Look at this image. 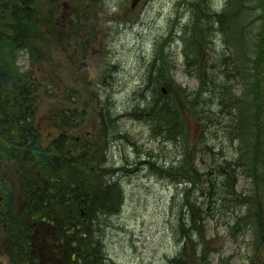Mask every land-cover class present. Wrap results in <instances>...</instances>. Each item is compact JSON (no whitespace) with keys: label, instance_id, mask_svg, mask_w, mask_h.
I'll list each match as a JSON object with an SVG mask.
<instances>
[{"label":"rangeland","instance_id":"rangeland-1","mask_svg":"<svg viewBox=\"0 0 264 264\" xmlns=\"http://www.w3.org/2000/svg\"><path fill=\"white\" fill-rule=\"evenodd\" d=\"M192 1L195 5L187 9L183 0H142L132 10L131 0H65L56 2L53 8L46 7L44 0L42 17L48 25L44 33L47 32L49 37L44 36L41 40L40 65L31 67L30 55L24 50L11 57L2 53V61H10L20 72L32 71V76L38 80L41 96L37 100L35 121H38L44 139L43 146L47 145L51 134L57 133L45 119L48 121L57 109L67 106L61 103L67 91L75 93L74 101L68 105L72 115L75 111L80 114L72 124V132L75 137H91L88 142L93 146H101L98 132L103 123L99 114L111 108L114 128L118 132L106 143V159L102 160V167L114 170L107 180L121 182L125 199L116 214L95 215L96 228L93 227L96 239L102 240L107 264H172L183 248L178 217L189 210L183 202L185 195L191 192L192 200L198 197L204 205L202 210H206L208 197L205 189L213 175L211 172L217 175L225 170L226 161L238 159L249 137L248 129L242 128L232 138L230 116L217 104L208 107L212 109L213 117L218 118L215 123H210L215 132L207 136L201 134V130L207 127L190 119L186 147L181 144L182 138L177 142L170 141L155 134L151 123L131 116L138 101L137 92L146 84L148 88L145 82L150 63L155 57V61L157 57L162 61L159 50L167 46L166 52L168 45L170 54L166 59L172 68L168 73L172 82L164 84L166 91L175 95L178 86L189 91L203 86L204 78L197 76L195 61L186 60L184 37L189 36V31L205 45L202 54L209 59L206 66L217 68L225 54H236L235 46L245 42L247 49L254 51L257 39L253 36L264 27V18L257 19L259 9H251L246 15L241 12L233 14L226 33L212 18L213 8L218 10L229 0ZM59 6H65L67 10ZM260 8L263 12L264 8ZM194 14L203 19L202 28L199 20L197 23L194 20ZM72 19L80 21V25L74 24ZM52 37L56 40L50 45ZM48 47H51L49 52ZM192 52L195 50L189 53ZM42 58L44 71L41 70ZM241 68L246 72L245 61ZM199 72L209 73L205 70ZM214 72L216 79L223 82L226 74L219 69ZM231 76L233 81L226 79L225 86L231 84L238 96L246 99L244 81L237 79V74L231 73ZM242 105L251 109L248 103ZM41 123H44V130ZM239 135L244 136L236 139ZM202 140L207 143L202 144ZM208 146L215 149V154ZM191 149L198 156L191 160L187 155V159L198 168L200 178L197 180L202 183L196 189L191 176L183 178L189 175L185 153ZM234 167L237 196L253 197L256 178L245 174L236 163ZM190 207L200 209L199 205ZM210 207L213 212H224L225 217L222 221L208 220L206 231L212 253L207 264H264V237L259 233L262 230L264 234V225L259 226L250 217L249 206L227 203L220 209L212 204ZM83 214H86L84 210ZM262 215L261 221H264ZM3 261L10 264L7 258Z\"/></svg>","mask_w":264,"mask_h":264},{"label":"trees","instance_id":"trees-1","mask_svg":"<svg viewBox=\"0 0 264 264\" xmlns=\"http://www.w3.org/2000/svg\"><path fill=\"white\" fill-rule=\"evenodd\" d=\"M59 1L62 3L65 0H45V6L53 8ZM43 5L44 0H0V181L4 182L5 193L4 202L0 203V220L5 224L4 250L12 264H107L102 240L96 239L95 215L116 214L125 199L121 182L107 180L114 170L102 167V160L106 159V143L118 132L114 128L115 118L111 108L99 114L103 123L98 132L101 146H93L88 142L91 137H75L72 132V124L80 118V114L75 111L72 115L68 105L74 101L75 93L67 91L61 100L62 105L67 106L57 109L49 122L45 119L57 133L51 134L47 145L43 146L44 139L38 121H35L39 106L37 100L41 96L38 80L32 76V71L20 72L10 61L1 60L2 53L11 57L24 50L30 55L31 67L40 65L41 40L44 36L49 37L47 32L44 33L48 25L42 17ZM260 7L264 8V0H229L225 12L218 15L216 24L220 25L222 32L228 33L233 14L241 12L246 15L251 9H259L257 19H263L264 11ZM253 37L257 39L254 53L242 40L244 44L235 46L238 50L236 54H225L221 65L215 68L214 65L206 66L209 59L205 53L202 54L204 45L189 31L184 40L186 60L195 61L197 76L204 78L203 86L195 92L178 86L175 95L168 90V95L165 94L164 84L172 82L168 74L172 68L166 59L170 51L165 52L166 48H163L162 61L158 57L155 61V57L149 65L145 82L148 88L146 84L137 92L138 101L131 110V116L151 123L155 134L170 141L177 142L182 138L183 147L189 143L190 119L207 127L201 130V134L207 136L215 132L211 130L210 123H215L218 118H214L212 109H208L214 104L222 112L227 110L231 133L234 132L232 138L242 128L249 131L240 157L226 161L225 170L219 174L211 172L213 175L205 189L207 209L202 210L204 205L198 197L192 200L191 192L185 195L183 202L189 210L178 217L183 248L172 264H207L212 253L211 240L207 238L206 231L208 220L222 221L225 217L224 212L211 211V204L216 209L227 203L239 207L247 205L255 223L264 225L261 221L264 214V27ZM55 40L52 37L50 45ZM50 49L48 47L47 52ZM192 49L195 52L189 53ZM244 61L246 72H242L241 68ZM215 69L226 74L223 82L216 79ZM201 70L209 73L199 72ZM231 73L244 81L246 99H241L231 84L225 86L226 79L233 81ZM150 92L152 95H148ZM242 103H248L251 109L243 107ZM243 136L239 135L236 139ZM206 143L202 140V144ZM208 147L215 154V149ZM187 155L191 156V160L198 156L194 149L186 151L185 163L189 175L183 178L191 176L193 188H200L202 183L197 180L200 178L199 170L187 159ZM188 161L191 163L188 164ZM234 163L245 174L256 178L253 197L237 196ZM17 194L21 199L16 200ZM195 205H199L200 209L190 207ZM259 233L263 238V231L259 230Z\"/></svg>","mask_w":264,"mask_h":264},{"label":"water","instance_id":"water-1","mask_svg":"<svg viewBox=\"0 0 264 264\" xmlns=\"http://www.w3.org/2000/svg\"><path fill=\"white\" fill-rule=\"evenodd\" d=\"M140 0H132V8H135Z\"/></svg>","mask_w":264,"mask_h":264},{"label":"flooded vegetation","instance_id":"flooded-vegetation-1","mask_svg":"<svg viewBox=\"0 0 264 264\" xmlns=\"http://www.w3.org/2000/svg\"><path fill=\"white\" fill-rule=\"evenodd\" d=\"M2 200H3V198H2ZM2 255H3V253H2V250L0 248V256H2ZM0 260H1V257H0Z\"/></svg>","mask_w":264,"mask_h":264}]
</instances>
